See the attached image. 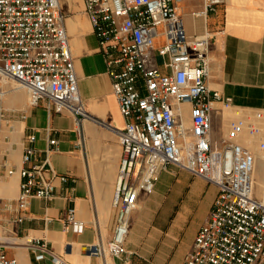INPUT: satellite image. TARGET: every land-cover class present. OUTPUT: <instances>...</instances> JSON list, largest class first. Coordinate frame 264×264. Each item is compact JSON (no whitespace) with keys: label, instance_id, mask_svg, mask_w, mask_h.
I'll return each mask as SVG.
<instances>
[{"label":"built area","instance_id":"1","mask_svg":"<svg viewBox=\"0 0 264 264\" xmlns=\"http://www.w3.org/2000/svg\"><path fill=\"white\" fill-rule=\"evenodd\" d=\"M84 1L125 118L117 129L122 155L113 197L114 230L106 243L89 245L88 254L104 258L125 252L139 193H152L161 172L174 165L218 187L183 264H264V200L255 195L257 159L239 140L248 133L264 150V108L237 109V117L228 119L230 134L216 139L213 118L222 111L217 103H230L231 98L208 85L213 34L189 36L179 0ZM225 1L203 0L195 14L207 16ZM9 80L17 85L9 87ZM15 88L26 89L28 107L42 104L55 113L71 114L84 143L82 123L89 114L79 93L59 0H0V124L12 119L1 101ZM24 110L13 113L23 119ZM56 142L50 140L51 145ZM36 157L35 148L28 145L23 166L6 169L7 174L18 171L21 177L20 210L32 197H55V186L46 178L55 174L51 160ZM64 221L65 228L76 233L85 229L74 206ZM11 238L0 236V264H17L4 252ZM30 247L37 259L49 252L45 241L34 240ZM51 260L66 264L53 253Z\"/></svg>","mask_w":264,"mask_h":264},{"label":"crops","instance_id":"2","mask_svg":"<svg viewBox=\"0 0 264 264\" xmlns=\"http://www.w3.org/2000/svg\"><path fill=\"white\" fill-rule=\"evenodd\" d=\"M59 1L75 58L79 93L89 114L82 123L85 139L82 143L71 114L55 113L42 104L28 107L26 89L15 88L5 95L1 103L12 112V119L0 124V236L12 237V243L4 252L17 259V264H54L52 253L66 264H183L209 216L218 187L197 176V185L189 184L181 173H190L174 165L161 172L152 193H139L138 206L130 214L125 252L104 258L87 252L88 246L99 240L106 243L114 230L113 197L122 155L117 129L124 126L125 118L85 1ZM202 1L181 0V12L189 36L206 31L213 34L208 85L231 98L230 103H217L222 111L214 114L213 133L220 140L230 134L228 109L253 112L264 108V0H226L207 16H198L195 11ZM23 110L26 116L22 119L19 114ZM51 139L57 142L51 145ZM239 140L250 146L256 138L244 133ZM28 145L35 148L39 161L49 156L55 174H46V178L55 186V197H32L20 210L21 177L18 171L7 174L6 169L23 166L22 155ZM255 174L257 184L263 185L264 157L259 163L257 160ZM165 187L167 192L162 193ZM155 192L159 195H152ZM197 199L203 202L204 213L195 222L192 212ZM71 206L85 222L81 233L65 228ZM34 240L47 243L46 258H36L30 247Z\"/></svg>","mask_w":264,"mask_h":264},{"label":"rangeland","instance_id":"3","mask_svg":"<svg viewBox=\"0 0 264 264\" xmlns=\"http://www.w3.org/2000/svg\"><path fill=\"white\" fill-rule=\"evenodd\" d=\"M183 15V13H182ZM17 85V83L15 81L9 80L8 86H15ZM4 99V98H3ZM237 109L236 108H230V110L228 109L227 114L232 118L237 117ZM258 139H256L255 141H252V143H250V147H252V149L256 150L255 155H256V159L258 160V163L262 160V158L264 157V150H260L258 148ZM259 165V164H257ZM183 173H181V177L182 178H186L187 182L190 184L192 183V185H197L198 183V178H196L195 176H193L192 174H190L189 176L184 174V171H182ZM256 177L258 178V175H256ZM165 182V181H164ZM162 182V184L165 186V183ZM164 188V187H163ZM165 190H162V193H166L167 192V188L165 187ZM260 186L259 184H257V182H255V193L256 195L261 198V194H260ZM152 195L157 196L159 195L158 192L153 193ZM262 199V198H261ZM204 213V206H203V202L202 201H198V199L196 201H194L193 203V212H192V216L195 219V222L200 220L201 216Z\"/></svg>","mask_w":264,"mask_h":264},{"label":"bare ground","instance_id":"4","mask_svg":"<svg viewBox=\"0 0 264 264\" xmlns=\"http://www.w3.org/2000/svg\"><path fill=\"white\" fill-rule=\"evenodd\" d=\"M181 4H182V2H181V0H179V2H178V8H179V10L182 9ZM254 177H255V182H256V174H255V172H254ZM259 186H260L259 191H260V194H261V198L264 200V184L263 185H259Z\"/></svg>","mask_w":264,"mask_h":264}]
</instances>
